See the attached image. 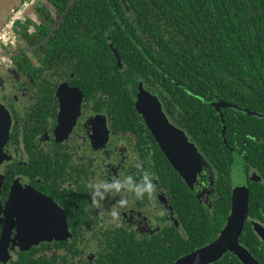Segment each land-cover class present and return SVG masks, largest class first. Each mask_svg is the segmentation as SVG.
Returning <instances> with one entry per match:
<instances>
[{
	"label": "flooded vegetation",
	"instance_id": "af4514ba",
	"mask_svg": "<svg viewBox=\"0 0 264 264\" xmlns=\"http://www.w3.org/2000/svg\"><path fill=\"white\" fill-rule=\"evenodd\" d=\"M132 10L23 0L14 11L0 39V264H178L221 236L238 188L248 198L239 243L264 264V131L247 125L257 116L212 100L204 125L201 85H181L177 99L135 74L130 83L121 49ZM140 86L196 147L187 177L140 114ZM226 113L243 129L228 131ZM145 173L151 194L136 191ZM206 264L243 263L227 251Z\"/></svg>",
	"mask_w": 264,
	"mask_h": 264
},
{
	"label": "trees",
	"instance_id": "16d2710c",
	"mask_svg": "<svg viewBox=\"0 0 264 264\" xmlns=\"http://www.w3.org/2000/svg\"><path fill=\"white\" fill-rule=\"evenodd\" d=\"M127 3L134 12L125 20L130 22L131 39L121 50L130 83L135 74L137 79L155 82L157 90L175 92L177 99H181V85H201L204 125L208 123L205 117L213 114L208 104L212 100L241 102L264 113V0ZM119 34L120 40L127 36L122 31ZM225 118L228 131L236 125L240 129L245 126L244 122L233 124L227 113ZM222 124L217 119L215 133L219 136ZM247 125L251 130L259 127L257 131H264V119L251 117Z\"/></svg>",
	"mask_w": 264,
	"mask_h": 264
},
{
	"label": "water",
	"instance_id": "95a60500",
	"mask_svg": "<svg viewBox=\"0 0 264 264\" xmlns=\"http://www.w3.org/2000/svg\"><path fill=\"white\" fill-rule=\"evenodd\" d=\"M22 2L23 0H0V31L4 28L10 16ZM136 91L137 108L140 114H143L158 143L174 167L184 176L188 175L191 166H193L194 161L198 157L196 147L188 142L184 132L169 122L156 96H153L142 86ZM216 105L218 110L221 108L241 109L236 105L226 102H220ZM242 111L246 112L248 115L264 118L263 113L248 109H242ZM221 117L224 124L222 114ZM225 130L224 125L223 134ZM7 135L8 128L6 129V137ZM185 170L188 173H185ZM247 215L248 198L244 194L242 188H238L234 194L231 214L221 236L214 243L180 258L178 264H206L218 260L227 251L233 252L243 264H261L239 243V236L241 235ZM255 228L259 235L263 237L264 228L261 226H255Z\"/></svg>",
	"mask_w": 264,
	"mask_h": 264
},
{
	"label": "clouds",
	"instance_id": "9594fccd",
	"mask_svg": "<svg viewBox=\"0 0 264 264\" xmlns=\"http://www.w3.org/2000/svg\"><path fill=\"white\" fill-rule=\"evenodd\" d=\"M130 179V178H129ZM143 179V184L142 186L138 185L136 187V191L137 192H149L151 194V192L153 191V183H152V179L150 178V175L148 173H145L142 177ZM118 187V185H116ZM115 215V213H114Z\"/></svg>",
	"mask_w": 264,
	"mask_h": 264
},
{
	"label": "built area",
	"instance_id": "2783aa9c",
	"mask_svg": "<svg viewBox=\"0 0 264 264\" xmlns=\"http://www.w3.org/2000/svg\"><path fill=\"white\" fill-rule=\"evenodd\" d=\"M22 4V3H21ZM18 8V7H17ZM20 12H16L10 16L8 22L6 23V25L4 26V28L0 31V39L4 38L8 32L11 30L13 24L20 19Z\"/></svg>",
	"mask_w": 264,
	"mask_h": 264
}]
</instances>
